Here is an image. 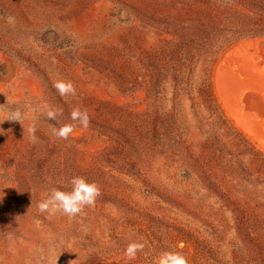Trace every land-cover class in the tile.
Listing matches in <instances>:
<instances>
[{
  "label": "rangeland",
  "instance_id": "374dc122",
  "mask_svg": "<svg viewBox=\"0 0 264 264\" xmlns=\"http://www.w3.org/2000/svg\"><path fill=\"white\" fill-rule=\"evenodd\" d=\"M0 106V264H264V0H0ZM77 176L94 206L40 212Z\"/></svg>",
  "mask_w": 264,
  "mask_h": 264
},
{
  "label": "clouds",
  "instance_id": "9594fccd",
  "mask_svg": "<svg viewBox=\"0 0 264 264\" xmlns=\"http://www.w3.org/2000/svg\"><path fill=\"white\" fill-rule=\"evenodd\" d=\"M54 87L62 97L76 95V88L71 81L58 80L54 84ZM0 109H2V106H0ZM61 115H63L62 108H53L46 112V118L48 120L56 121L57 117ZM70 116L74 123L64 124L59 128L53 126L52 134L54 136L67 140L77 124L84 129L90 127L91 121L87 110L82 111L79 107H75L71 111ZM24 119L25 114L19 108H15V110L9 109L6 114H3V122L7 120L22 124ZM27 132L29 133L30 140L35 143L37 140L35 125L33 124L28 127ZM69 183L71 185L70 191H63L58 188L52 189L46 198L39 203L38 208L40 212L51 215L60 213L71 219L81 214L86 207L95 205L97 198L101 194L100 188L96 183H89L83 177L78 176L73 177ZM145 246L143 242H131L125 249L124 254L129 260L136 259L137 253L142 252ZM155 264H188V260L179 252L165 251L158 256Z\"/></svg>",
  "mask_w": 264,
  "mask_h": 264
},
{
  "label": "bare ground",
  "instance_id": "6f19581e",
  "mask_svg": "<svg viewBox=\"0 0 264 264\" xmlns=\"http://www.w3.org/2000/svg\"><path fill=\"white\" fill-rule=\"evenodd\" d=\"M222 79H223V80H222V83L225 84V85H228L229 73H228L227 71H224V72L222 73ZM235 97H236V96H235ZM235 97L233 98L234 102H235V100L237 99V98H235ZM236 121H237V120H236ZM249 122H250L251 124H253L255 127L257 126L258 129H260V127L258 126V124L255 123L254 121H252V119H249ZM236 123H237L242 129H244L245 131H247V132L250 134V136L252 137V139H253L254 141L259 142L258 139L255 138L256 136H255L253 133H251L250 131H248V130L245 129V127L243 126L242 122L237 121ZM257 127H256V128H257Z\"/></svg>",
  "mask_w": 264,
  "mask_h": 264
}]
</instances>
